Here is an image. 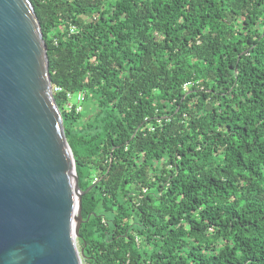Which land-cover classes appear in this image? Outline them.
<instances>
[{
  "label": "trees",
  "instance_id": "obj_1",
  "mask_svg": "<svg viewBox=\"0 0 264 264\" xmlns=\"http://www.w3.org/2000/svg\"><path fill=\"white\" fill-rule=\"evenodd\" d=\"M31 1L84 264H264V0Z\"/></svg>",
  "mask_w": 264,
  "mask_h": 264
},
{
  "label": "water",
  "instance_id": "obj_2",
  "mask_svg": "<svg viewBox=\"0 0 264 264\" xmlns=\"http://www.w3.org/2000/svg\"><path fill=\"white\" fill-rule=\"evenodd\" d=\"M85 192L35 7L0 0V264H83Z\"/></svg>",
  "mask_w": 264,
  "mask_h": 264
},
{
  "label": "built area",
  "instance_id": "obj_3",
  "mask_svg": "<svg viewBox=\"0 0 264 264\" xmlns=\"http://www.w3.org/2000/svg\"><path fill=\"white\" fill-rule=\"evenodd\" d=\"M73 29H74V27H73ZM187 85H188V83H187ZM58 89H61V87ZM68 95L71 99V102H69V104H68L69 108H73V106H74L73 101H75L77 103L75 106L76 110L82 111L84 109V102L86 100V92L83 90H80V91H77L74 93H69Z\"/></svg>",
  "mask_w": 264,
  "mask_h": 264
},
{
  "label": "rangeland",
  "instance_id": "obj_4",
  "mask_svg": "<svg viewBox=\"0 0 264 264\" xmlns=\"http://www.w3.org/2000/svg\"><path fill=\"white\" fill-rule=\"evenodd\" d=\"M84 106L86 107V110L88 112L89 109H90L89 101H86ZM77 245H78V248H79V251H80L81 250V244L79 243V241H77ZM83 264H84V262H83Z\"/></svg>",
  "mask_w": 264,
  "mask_h": 264
}]
</instances>
